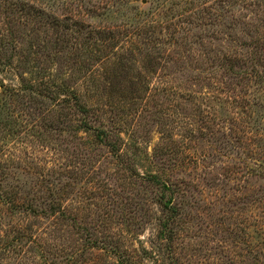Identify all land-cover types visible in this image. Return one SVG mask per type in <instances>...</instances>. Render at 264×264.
Returning <instances> with one entry per match:
<instances>
[{
  "label": "rangeland",
  "instance_id": "1",
  "mask_svg": "<svg viewBox=\"0 0 264 264\" xmlns=\"http://www.w3.org/2000/svg\"><path fill=\"white\" fill-rule=\"evenodd\" d=\"M178 2L0 0V264H264V158L249 153L264 151V81L224 73L251 37L200 0L189 48L155 44L172 55L151 69L130 56L136 14Z\"/></svg>",
  "mask_w": 264,
  "mask_h": 264
},
{
  "label": "trees",
  "instance_id": "2",
  "mask_svg": "<svg viewBox=\"0 0 264 264\" xmlns=\"http://www.w3.org/2000/svg\"><path fill=\"white\" fill-rule=\"evenodd\" d=\"M136 2L145 1L146 3L148 0H135ZM226 4L228 5H216L212 4L209 7L206 8V10L210 9L211 11H214V16L219 18L222 16V13H226L229 15H234L232 18H228V25L229 30L234 32H245L247 37H251L249 42L246 44H242L241 46H235L236 49L233 52L228 51V57L226 56L225 62H227V66H225L224 73L231 79L234 80H242L246 79L247 81H250L251 79H256L257 82L262 83L264 81V70L263 75H258L257 69L259 67H264V60L262 58L261 51L264 49V36L262 37V33L264 32V19H261L257 17L259 14H264V0H224ZM200 0H180L177 4H174L172 6V9H168V14L163 11L164 6L157 7V5L152 8V11H139L136 16L137 18H144L143 20L137 21L136 26H132V30L130 33V37L127 39L126 42H129L130 44V56L133 55L134 52H136L138 55L143 54L145 52L146 56V63L148 66V69L150 67L154 68L156 65L157 60H163L165 57L168 61H170L171 57V51L165 49L164 51L157 52L154 51V45L155 44H164L169 45L171 48L179 47L182 49H186L190 47L191 38H189V31L192 28V24L195 23L196 25H200L203 21L204 17L202 13H205L203 9L199 7ZM155 3V2H154ZM148 4L151 5L149 2ZM206 4V3H205ZM222 5V6H221ZM26 3L25 2H18L16 3V9L19 11V13L22 14H28L31 18H36L38 22H41L43 20H38L40 18H43L45 15L44 12L40 11L39 9H34V7H31V10L28 12L26 10ZM105 4V8H106ZM99 9H102V6L97 7ZM104 8V7H103ZM220 10L222 12H220ZM174 11V13H173ZM155 12L156 15H152ZM53 13V12H51ZM221 13V14H220ZM93 14V13H92ZM159 14H167L164 18L161 17ZM217 15V16H216ZM47 16V15H45ZM179 18L180 21L173 24V18ZM47 18H49L47 16ZM50 18H55L53 15ZM161 18V19H158ZM199 18H202V21L199 20ZM210 18V17H208ZM216 18V19H217ZM249 21H248V20ZM71 21L73 25L76 27H80L84 29L87 33H89L92 37L93 35H96L98 37L99 35L105 33L103 28L98 29V31H93V28H90L89 26L86 27L84 23H81L78 20L68 19ZM53 22V21H52ZM50 21H45L44 24H51ZM214 21H208L207 24L212 27H214ZM72 25V26H73ZM142 31H143V37L144 42L138 39V37H142ZM231 34V33H230ZM230 34H228V38L230 37ZM102 36V35H101ZM87 37V39H88ZM94 37L88 40H94ZM67 36L65 37V41L67 40ZM138 42H140L142 45L138 46ZM195 45V44H192ZM107 46V45H106ZM103 46L102 51L95 50V54L98 57H101V52H106V57H109L111 55V50L109 51L107 47ZM169 48V49H170ZM244 50V54H241V51ZM94 54V51L90 52L88 54V57ZM241 56H240V55ZM145 63V65H146ZM119 64L121 63H113L114 69L115 67H119ZM238 68V69H237ZM151 69V68H150ZM254 83V82H253ZM256 83V81H255ZM103 89H105L104 86H102ZM99 90L100 88L97 87ZM235 98H238V95L235 96ZM250 154L254 155H261L260 158H264V151H258L257 149H250ZM264 163V162H263ZM159 179H162L161 177H150V181L155 182L156 180L159 181ZM162 186L166 191H171V199L167 202H164V205L162 207V214H163V220L158 223V226L162 227L163 233L165 230H170V237L175 236V233L172 231L174 227L178 224V210L175 207V203L177 201V198H175V195L172 193L174 192L172 190L171 186H168L165 182H162ZM176 186L178 184L176 183ZM261 204V203H260ZM264 221L262 218V228L261 230L264 231ZM263 239L264 243V237H261ZM170 240H173V238H170ZM262 258L264 259V250L262 251ZM120 264H139V262L134 261H126L123 260L120 262Z\"/></svg>",
  "mask_w": 264,
  "mask_h": 264
}]
</instances>
